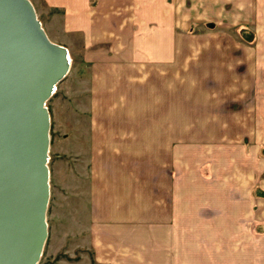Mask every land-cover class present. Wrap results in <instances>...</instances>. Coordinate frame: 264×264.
Masks as SVG:
<instances>
[{"label":"crops","instance_id":"obj_1","mask_svg":"<svg viewBox=\"0 0 264 264\" xmlns=\"http://www.w3.org/2000/svg\"><path fill=\"white\" fill-rule=\"evenodd\" d=\"M30 2L38 18L45 22L43 25L40 20L46 34L67 35L72 44L80 41L86 54L103 56L97 64L125 68L123 72L127 76L133 63L166 65L168 69L174 63L175 54L191 51L187 30L194 25L215 27L220 35L210 34L209 38L200 34L194 39L201 46L196 51L198 54H217L215 58L222 55L231 60L224 69L225 75L220 68L222 60L214 69H207L213 75L214 90L219 92L217 103L207 109L209 115L232 116V102H239L234 98L242 91L253 94L251 103L256 102V108L260 105L264 115V0ZM211 37L218 38L217 45ZM228 73L234 78H227ZM157 87L161 86L157 84ZM172 99L171 96V102ZM166 100L168 103L167 95ZM244 108L239 110L240 114ZM167 111H170V120L156 115L154 122L170 123V130L164 131L163 125L148 137L156 140L154 150L147 154L142 150L143 140L148 139L144 138L146 133L138 130L139 137L137 132L136 136L131 135L139 147L133 148L134 155L126 153L131 165L127 166L126 162L117 170L127 178L134 194L106 197L111 200L113 212L108 214L107 224L91 230L93 264H264V232L256 236L249 227L252 220L264 218V179H261L264 161L259 163L254 149L237 146L232 158L235 160L227 159L230 165L227 194H189L186 188H177L172 164V103ZM133 119L144 123V118ZM153 151L150 159L146 160L145 156L144 161L139 160ZM99 178L103 183L104 177L99 176L93 180L92 187L98 184ZM255 185L261 186L262 195L258 197L254 195ZM92 199L95 202L93 195ZM101 202L106 204L102 199ZM256 202L262 208L257 213Z\"/></svg>","mask_w":264,"mask_h":264},{"label":"rangeland","instance_id":"obj_2","mask_svg":"<svg viewBox=\"0 0 264 264\" xmlns=\"http://www.w3.org/2000/svg\"><path fill=\"white\" fill-rule=\"evenodd\" d=\"M38 20L44 25L41 17ZM216 33L215 27L194 25L185 33L189 35L187 43L191 51L175 54L172 69L170 66L166 69V65L133 63L128 71L130 76L124 75L125 68L97 64L103 56L86 54L80 41L72 44L67 35L46 34L51 41L67 49L69 69L46 102L50 118L47 236L37 264H93L91 230L107 224L108 214L113 212L108 199L112 195L134 194L127 178L117 170L126 162L127 166L131 165L126 153L134 155L133 148L139 147L137 142L133 143L131 135L136 136L137 132L139 137L140 130L146 133V139L163 125L164 131L170 130V123L154 121L156 115L170 120L167 110L171 103L174 117L172 164L177 188L184 187L189 194H227L230 180L227 159L235 160L232 158H235L237 146L254 149L258 152L259 163L264 161V115L260 105L256 108V102L251 103L254 101L251 92L242 91L235 96L234 99L242 104L232 102V116H210L207 110L213 108L219 95L214 90L213 75L207 69H214L222 60L220 68L224 74L231 60L222 55L215 58L217 54H198L201 46L194 39L200 34L210 38V34ZM210 40L218 44V38ZM227 76L231 77L229 73ZM157 84L161 87L156 89ZM134 117L135 121L144 118V123L133 122ZM103 130L104 135H101ZM128 132L130 136L126 137ZM154 141L153 138L143 140L145 143L141 146L146 154L154 150ZM121 150L123 152L119 153ZM154 152L139 160L144 161L145 156L146 160L150 159ZM151 161L153 163V159ZM99 176L104 177L101 178L103 183L99 178L98 184L92 187L93 180ZM259 188L261 186L255 185V197L262 195ZM260 209L256 202L255 213ZM249 227L256 236L263 234L264 218L252 220Z\"/></svg>","mask_w":264,"mask_h":264},{"label":"water","instance_id":"obj_3","mask_svg":"<svg viewBox=\"0 0 264 264\" xmlns=\"http://www.w3.org/2000/svg\"><path fill=\"white\" fill-rule=\"evenodd\" d=\"M69 69L30 0H0V264H37L47 236L50 118Z\"/></svg>","mask_w":264,"mask_h":264}]
</instances>
